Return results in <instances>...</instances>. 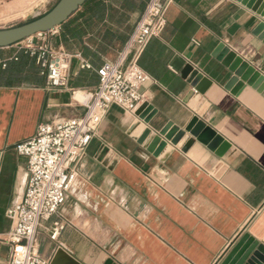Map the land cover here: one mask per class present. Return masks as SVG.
I'll return each mask as SVG.
<instances>
[{
	"label": "crops",
	"instance_id": "0c3cea01",
	"mask_svg": "<svg viewBox=\"0 0 264 264\" xmlns=\"http://www.w3.org/2000/svg\"><path fill=\"white\" fill-rule=\"evenodd\" d=\"M101 1L99 16L85 12L82 35L61 29L82 24L81 6L50 37L54 49L71 55L66 87L47 88L39 66L22 53L0 72V261L12 251L5 213L27 180L15 147L40 124L85 113L72 91L96 89L97 70L122 58L148 2ZM165 19L138 59L150 78L142 104L155 112L145 126L157 135L167 123L185 130L196 117L228 149L220 158L198 144L183 153L162 139L171 151L161 160L131 137L134 113L111 107L73 169L65 203L37 230L38 253L49 263L61 249L80 264H221L245 235L264 248V88L244 85L231 94L225 85L232 74L215 58L223 45L264 77V43L253 35L261 19L237 0H173ZM15 52L1 49L0 58ZM186 65L210 82L198 114L188 107L195 91L181 77ZM56 224L63 229L51 239Z\"/></svg>",
	"mask_w": 264,
	"mask_h": 264
},
{
	"label": "built area",
	"instance_id": "2783aa9c",
	"mask_svg": "<svg viewBox=\"0 0 264 264\" xmlns=\"http://www.w3.org/2000/svg\"><path fill=\"white\" fill-rule=\"evenodd\" d=\"M172 1L148 0L124 46L122 58L104 63L97 70L99 82L93 92L85 95L72 91L73 98L85 105L81 117L40 124L31 139L15 147L16 153L26 160L27 180L24 193L5 213L10 230L4 241L12 251L9 259L0 264H50L38 253L37 230L65 203L73 169L84 157L106 112L114 106L133 114L143 103L141 87L150 78L139 67L138 59L150 40L163 32L166 9ZM55 33L56 29L38 33L12 45L16 52L10 58H0V72L24 52L35 59L46 78L47 88L66 87L71 55L51 46L50 37ZM130 54L132 56L126 61ZM82 67L89 68L85 62ZM77 94H81L80 100L76 98ZM62 229L61 224H56L51 239H55Z\"/></svg>",
	"mask_w": 264,
	"mask_h": 264
},
{
	"label": "water",
	"instance_id": "95a60500",
	"mask_svg": "<svg viewBox=\"0 0 264 264\" xmlns=\"http://www.w3.org/2000/svg\"><path fill=\"white\" fill-rule=\"evenodd\" d=\"M86 0H59L55 6L45 15L29 23L0 30V48L10 47L38 33H46L58 28L72 16ZM238 3L254 12L261 19L253 30V35L259 37L264 43V0H237ZM217 58L223 66L232 74L231 79L225 85V90L236 95L244 86L253 87L256 90L264 88V77L253 67L244 62L235 53L230 52L223 45H219L215 51ZM181 77L195 91L188 107L195 113H199V107L203 103V95L210 86V82L192 66L186 65ZM154 111L147 104H142L134 113L138 118L132 126L131 137L137 141L147 152L164 159L170 153L166 143L162 139L171 142L177 149L187 153L196 144L202 146L215 157H222L228 149V144L215 132L206 127L198 118H193L185 130H179L171 123H167L156 135L150 132L147 124L154 115ZM264 248L249 236H244L226 256L221 264H263ZM50 264H80L63 250L58 249ZM104 264H113L110 260Z\"/></svg>",
	"mask_w": 264,
	"mask_h": 264
},
{
	"label": "rangeland",
	"instance_id": "374dc122",
	"mask_svg": "<svg viewBox=\"0 0 264 264\" xmlns=\"http://www.w3.org/2000/svg\"><path fill=\"white\" fill-rule=\"evenodd\" d=\"M59 0H0V30L29 23L48 13Z\"/></svg>",
	"mask_w": 264,
	"mask_h": 264
},
{
	"label": "trees",
	"instance_id": "16d2710c",
	"mask_svg": "<svg viewBox=\"0 0 264 264\" xmlns=\"http://www.w3.org/2000/svg\"><path fill=\"white\" fill-rule=\"evenodd\" d=\"M143 6H145V5H143V2H141V4H140L141 10L143 9ZM82 8L84 11L82 14L79 15V17L82 19V24L76 25L73 28H69L68 23H65L61 26V29L64 30V33L66 35H71V36L82 35L84 33V26L83 25H86V21L84 20L85 12H91L92 16H94V17L99 16V14L102 12V9H103V2L101 0H86V2L83 4ZM144 10H145V8H144ZM143 12H142V14H143ZM20 53L24 54L27 58L34 60V62L36 63L35 59L30 57L28 54H25L24 52H20ZM17 60H18V55H17Z\"/></svg>",
	"mask_w": 264,
	"mask_h": 264
},
{
	"label": "bare ground",
	"instance_id": "6f19581e",
	"mask_svg": "<svg viewBox=\"0 0 264 264\" xmlns=\"http://www.w3.org/2000/svg\"><path fill=\"white\" fill-rule=\"evenodd\" d=\"M76 98H77L78 100H80V99H81V94H77Z\"/></svg>",
	"mask_w": 264,
	"mask_h": 264
}]
</instances>
